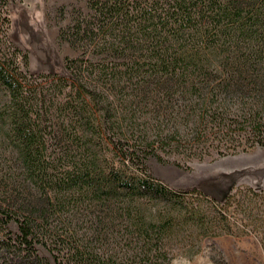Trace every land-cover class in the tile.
<instances>
[{
  "label": "trees",
  "instance_id": "16d2710c",
  "mask_svg": "<svg viewBox=\"0 0 264 264\" xmlns=\"http://www.w3.org/2000/svg\"><path fill=\"white\" fill-rule=\"evenodd\" d=\"M1 2L7 35L12 12ZM91 8L74 28L82 57L66 58L62 75L29 76L27 55L0 34V264L166 262H157L165 238L197 218L182 211L183 197L202 194L115 168L102 154L108 143L142 173L160 152L264 146V0ZM118 219L138 247L97 253L91 226L110 230Z\"/></svg>",
  "mask_w": 264,
  "mask_h": 264
},
{
  "label": "rangeland",
  "instance_id": "374dc122",
  "mask_svg": "<svg viewBox=\"0 0 264 264\" xmlns=\"http://www.w3.org/2000/svg\"><path fill=\"white\" fill-rule=\"evenodd\" d=\"M92 1L6 0L12 23L7 35L4 25H0L2 42L7 41L9 48L27 55L28 65L23 70L34 79L62 75L66 58L82 57V45L76 42L74 28L78 22L92 18ZM142 107L144 115L152 110L144 104ZM209 143L202 152L191 146L160 152V158L151 155L145 160L146 174L141 172L142 167L132 166L110 143L103 147L102 154L115 168L123 167L139 177L148 176L171 191L195 190L202 194L183 197L182 211L194 210L197 218L180 224L178 232L165 238L162 248L166 256L157 262L264 264V146ZM73 146L77 151V145ZM147 207L152 213L159 208L151 203ZM127 225L126 220L118 219L109 225L110 230L91 226L101 233L94 235L91 246L97 253L105 251L112 255L136 249L138 240L128 238ZM86 227L80 224L79 232L82 234ZM8 229L17 230L15 224ZM39 250L41 255L50 257L47 251Z\"/></svg>",
  "mask_w": 264,
  "mask_h": 264
}]
</instances>
